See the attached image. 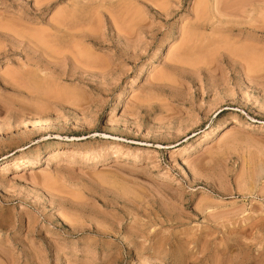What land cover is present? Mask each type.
<instances>
[{
  "label": "rangeland",
  "instance_id": "rangeland-1",
  "mask_svg": "<svg viewBox=\"0 0 264 264\" xmlns=\"http://www.w3.org/2000/svg\"><path fill=\"white\" fill-rule=\"evenodd\" d=\"M72 1L0 0V264H264V0Z\"/></svg>",
  "mask_w": 264,
  "mask_h": 264
},
{
  "label": "bare ground",
  "instance_id": "bare-ground-1",
  "mask_svg": "<svg viewBox=\"0 0 264 264\" xmlns=\"http://www.w3.org/2000/svg\"><path fill=\"white\" fill-rule=\"evenodd\" d=\"M46 1H47V0H46ZM70 1H71V0H70ZM73 1H74V0H73ZM73 1H72V2H73ZM79 3H81V2H79ZM38 4H40V3H38ZM42 4H43V3H42ZM42 4H41V5H42ZM76 4H77V3H76ZM82 5H83V4H82ZM72 14H73V13H72ZM64 15H65V14H64ZM66 16L68 17L67 14H66ZM60 17H61V16H60ZM71 17H72V16H71ZM72 18H73V17H72ZM59 19H60V18H59ZM64 19H65V18H64ZM66 19H67V18H66ZM68 19H70V18H68ZM68 19H67V20H68ZM59 21H62V20H59ZM63 21H65V20H63ZM63 21H62V22H63ZM72 21H73V20H72ZM62 22H60V24H61ZM66 22H68V21H66ZM73 23H74V22H73ZM60 24H59V25H60ZM63 24H64V25H63ZM57 25H58V24H57ZM59 25H58V26H59ZM65 25H66V26H65ZM70 25H71V24H70ZM76 25H77V24H76ZM64 26H65L66 28H65ZM71 26H72V25H71ZM71 26H70V27L68 26V28H69V29H68V28H67V24H65V22H64V23H62V26H59V27H60V28H61V27L63 28V31H61V32H66V31H69V32H70V28H71ZM56 27H57V26H56ZM56 27H55V28H56ZM59 27H57V29H58ZM72 28H73V27H72ZM76 28H77V27H76ZM74 29H75V28H74ZM71 30H72V29H71ZM77 30H78V29H77ZM58 31H59V29H58ZM75 31H76V29H75ZM61 32H60V33H61ZM79 35H80V34H79ZM257 68H258V67H257ZM43 83H44V82H43ZM40 85H41V84H40ZM40 85H38V86H40ZM31 86H33V85H31ZM33 87H34V86H33ZM225 133H228V132H225ZM225 133L219 138V140L223 139V138L227 135V134H225ZM37 163H38V162H32V161H31V162H29V161H26V162H25V161H22V162H21V161H20V162H17V167H18V168H19V167H23V168H31V167L35 166ZM0 171H1V170H0Z\"/></svg>",
  "mask_w": 264,
  "mask_h": 264
}]
</instances>
